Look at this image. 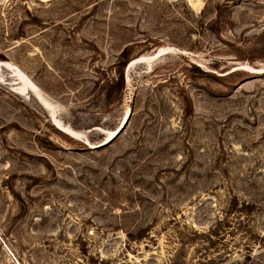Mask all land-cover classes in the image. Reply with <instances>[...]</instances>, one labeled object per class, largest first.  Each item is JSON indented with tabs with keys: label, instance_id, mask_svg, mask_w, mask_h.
<instances>
[{
	"label": "rangeland",
	"instance_id": "374dc122",
	"mask_svg": "<svg viewBox=\"0 0 264 264\" xmlns=\"http://www.w3.org/2000/svg\"><path fill=\"white\" fill-rule=\"evenodd\" d=\"M0 59L80 135L1 70L0 264H264V0H0Z\"/></svg>",
	"mask_w": 264,
	"mask_h": 264
},
{
	"label": "bare ground",
	"instance_id": "6f19581e",
	"mask_svg": "<svg viewBox=\"0 0 264 264\" xmlns=\"http://www.w3.org/2000/svg\"><path fill=\"white\" fill-rule=\"evenodd\" d=\"M162 53L163 52L160 51V52H157L156 54H154L152 56H149V55L148 56H140L134 62H132V65L130 67L131 68L134 67L139 62H147V63L149 62L150 63V61H152V59H154V58L156 59V57H158ZM3 69H6L11 73V75L13 76L12 79L15 78V80H17V81L12 83L14 89L20 93H25V92L30 93L31 92L40 101V103L43 105V107H45L49 111V113H50L49 115H50L52 122L61 131L65 132V133H67L73 137H77V138L80 137L79 133L77 131H75V129H73L68 123H66V122L62 121L60 118H58V115H57L56 109H55V105L53 104L52 99L50 97H48V95H46L35 82L32 81V79L23 71V69H21L16 63H14L10 60H1L0 59V72ZM0 81L1 82L4 81L1 73H0ZM116 132H117V130L110 131L108 133V138H107L108 140L107 141H110L113 138H115L116 136L114 134ZM110 137H112V138L109 139Z\"/></svg>",
	"mask_w": 264,
	"mask_h": 264
},
{
	"label": "water",
	"instance_id": "95a60500",
	"mask_svg": "<svg viewBox=\"0 0 264 264\" xmlns=\"http://www.w3.org/2000/svg\"><path fill=\"white\" fill-rule=\"evenodd\" d=\"M129 64H130V62L128 63V65H127V67H126V70H127L128 66H129ZM126 120H127V119H125L124 122H125ZM120 129H121V127H120ZM120 129H118V131H119ZM118 131H117V132H118ZM114 135H115V134H114ZM114 135H113V136H114ZM113 136H112V137H113ZM112 137H110V138H112Z\"/></svg>",
	"mask_w": 264,
	"mask_h": 264
},
{
	"label": "trees",
	"instance_id": "16d2710c",
	"mask_svg": "<svg viewBox=\"0 0 264 264\" xmlns=\"http://www.w3.org/2000/svg\"><path fill=\"white\" fill-rule=\"evenodd\" d=\"M1 60H3V59H1ZM128 63V62H127ZM121 79V81H123V75H122V77L120 78Z\"/></svg>",
	"mask_w": 264,
	"mask_h": 264
}]
</instances>
